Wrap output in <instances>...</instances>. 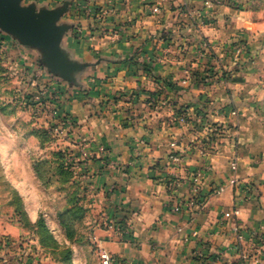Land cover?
Masks as SVG:
<instances>
[{
  "label": "crops",
  "instance_id": "obj_1",
  "mask_svg": "<svg viewBox=\"0 0 264 264\" xmlns=\"http://www.w3.org/2000/svg\"><path fill=\"white\" fill-rule=\"evenodd\" d=\"M64 1L21 4L51 10ZM70 1L58 21L72 25L61 46L87 66L79 85L50 80L58 114L73 120L64 143L85 173L95 214L128 230L118 239L95 219L96 246L124 264H264V141L256 134L248 140L233 125L229 112L237 108L229 101L239 97L229 91L235 86L196 83L183 72L201 68L199 61L217 63L222 46L248 34L253 0H212L209 6L208 0ZM184 5L201 10L205 25L181 13ZM74 26L82 29L81 38ZM201 42L214 58H193ZM113 99L116 105L107 104ZM182 108L190 117L204 110L217 123L211 140L210 131L172 120ZM172 151L180 157L177 164L168 160ZM195 170L202 175L196 192ZM14 185L29 195L25 184ZM190 198L198 200L193 210H172ZM233 210L236 216L224 215Z\"/></svg>",
  "mask_w": 264,
  "mask_h": 264
},
{
  "label": "rangeland",
  "instance_id": "obj_2",
  "mask_svg": "<svg viewBox=\"0 0 264 264\" xmlns=\"http://www.w3.org/2000/svg\"><path fill=\"white\" fill-rule=\"evenodd\" d=\"M253 6L254 24L246 36L239 32L222 46L217 63L199 61L201 68L183 72L185 80L196 83L220 80L235 86L229 91L239 97L229 101L237 108L229 112L233 125L240 126L248 140L256 134L264 141V0H253ZM156 8L152 11L158 12ZM180 12L205 25L201 10L184 5ZM196 48L193 58L214 55L206 43ZM39 56L0 27V145L4 146L0 151V264H101L93 227L97 219L105 228L103 219L108 215L95 214L85 173L64 143L72 133L73 120L58 114L53 97L57 89L52 84L65 81L47 71ZM116 103L113 99L107 104ZM205 114L200 109L190 117L182 108L172 120L210 131L211 140L220 127ZM12 176L30 190L28 196L20 193Z\"/></svg>",
  "mask_w": 264,
  "mask_h": 264
},
{
  "label": "water",
  "instance_id": "obj_3",
  "mask_svg": "<svg viewBox=\"0 0 264 264\" xmlns=\"http://www.w3.org/2000/svg\"><path fill=\"white\" fill-rule=\"evenodd\" d=\"M70 4L66 0L54 9L36 10L34 4L22 5L21 0H0V27L12 33L21 45L38 51L44 68L71 86L79 85L87 64L74 60L61 46L62 36L72 25L58 21Z\"/></svg>",
  "mask_w": 264,
  "mask_h": 264
},
{
  "label": "built area",
  "instance_id": "obj_4",
  "mask_svg": "<svg viewBox=\"0 0 264 264\" xmlns=\"http://www.w3.org/2000/svg\"><path fill=\"white\" fill-rule=\"evenodd\" d=\"M85 15L89 16L91 14V10L90 8H83ZM157 8H153V11H157ZM75 33L77 36H82V29L80 27H76L75 29ZM238 50H241V47H237ZM168 160L172 163H177L179 160V156L174 153V152H170L168 154ZM232 168L235 169L236 168V161L232 162ZM191 180H192V186H193V191L196 192L200 186V182H201V172L196 170L193 171L191 174ZM233 183H235V179L232 180ZM223 190V187L220 186L217 188V192H221ZM184 205H186V209L187 210H193L197 205H198V200L195 198H190L189 200H187L184 204H175L172 207V210L174 212H179ZM238 213L237 210H233L231 212H226L224 215L226 217H232V216H236ZM104 225H105V229L110 230L112 232V236H114L115 238L118 239H123L124 235L126 232H128L127 228L119 222H116V220L110 216H106L103 219ZM99 257H100V262L101 264H124L125 260H121L119 257L114 256L110 253H108L107 251L104 250H99Z\"/></svg>",
  "mask_w": 264,
  "mask_h": 264
},
{
  "label": "trees",
  "instance_id": "obj_5",
  "mask_svg": "<svg viewBox=\"0 0 264 264\" xmlns=\"http://www.w3.org/2000/svg\"><path fill=\"white\" fill-rule=\"evenodd\" d=\"M35 134H38V132H37V131H35Z\"/></svg>",
  "mask_w": 264,
  "mask_h": 264
}]
</instances>
